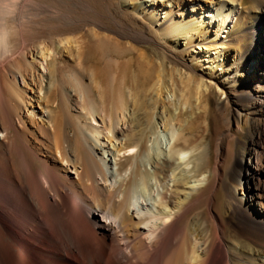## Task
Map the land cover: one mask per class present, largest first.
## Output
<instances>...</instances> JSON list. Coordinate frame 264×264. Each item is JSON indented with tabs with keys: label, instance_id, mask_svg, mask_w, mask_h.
<instances>
[{
	"label": "bare ground",
	"instance_id": "1",
	"mask_svg": "<svg viewBox=\"0 0 264 264\" xmlns=\"http://www.w3.org/2000/svg\"><path fill=\"white\" fill-rule=\"evenodd\" d=\"M139 3L149 13L146 20L156 32L176 40L179 47L197 38L210 39L211 33L218 37L230 22L232 34L248 31L254 43L221 70L222 76L202 74L197 89L188 87L184 93L166 80L158 87L152 85L154 91L161 92L159 107L154 104L155 112H146L154 121L137 130H119L120 121L110 118L105 133L92 124L100 114L94 97L88 96L85 104L81 95L80 105L70 93L67 97L81 115L87 110L93 118L88 122L94 129L90 132L82 125L84 116L77 118L79 126L75 128L71 116L58 119L47 110L52 81L43 97L42 85L35 90L27 88L31 93L28 102L17 82L19 74L26 83L20 66L14 82L9 81L3 67L4 56L10 51L3 16L8 10L0 0V264H264V0ZM197 48L209 53L206 46ZM78 50V44L69 38L58 42L54 51L36 48L31 61L25 56L24 61L31 67L38 63V70H45L50 59ZM206 69L218 70L209 64ZM151 78L147 75L144 85L150 84ZM82 86L85 94H91V88ZM213 87L212 112L221 119L223 129L204 146L208 137L198 135L202 123L195 124L193 119L209 114L211 104L205 98ZM7 90L12 104L25 109V116H36L34 103L47 112L37 120L41 133L36 147L22 120L7 109ZM169 97L191 109L188 119H182L186 111ZM161 125L163 134L158 131ZM149 131L151 136L140 156ZM19 132L26 136L25 147L18 144ZM105 137L115 148L112 158L110 148L104 147ZM117 139L135 145L125 151L134 158L128 176L117 168L123 154L116 147ZM233 143L240 147L235 153L230 151ZM31 147L47 158L41 160L42 167L26 152ZM64 164L77 171V180L67 177L69 167ZM132 177V186L123 190ZM138 187L144 192L148 189L149 194L139 195ZM204 189L209 193L203 208L186 218L196 202L203 200ZM219 193L223 197L218 209L215 197ZM93 211L110 224L93 220Z\"/></svg>",
	"mask_w": 264,
	"mask_h": 264
},
{
	"label": "rangeland",
	"instance_id": "2",
	"mask_svg": "<svg viewBox=\"0 0 264 264\" xmlns=\"http://www.w3.org/2000/svg\"><path fill=\"white\" fill-rule=\"evenodd\" d=\"M140 1L142 0H2L3 6L9 12L3 15L10 49L5 54L3 62L4 72L7 74V78H11L8 80L14 82L15 70L17 66H20L19 72L24 75L26 83L23 82L21 75L17 74L16 77L18 78L20 92L25 101L27 100L26 102L29 101L31 96L27 88L32 87L35 90L42 85L41 96L43 97L46 96V88L52 81L54 85L47 95L49 100L46 102L47 110L53 112L58 119L71 116L75 119V128L79 126L77 123L79 117L84 116L82 125L85 126L86 124L88 131H94L89 124V118H93L87 110L81 115L80 111L69 103L67 98L69 93L70 96L77 99V105L82 103L78 99L81 95L85 96V104L88 96L97 100L100 114L96 115V120H92V124L105 130V133L109 130L110 118H112V121H120L119 130L122 128L133 130L136 127L139 129V127L143 128L144 125H148L149 120L150 123L154 121L152 118L148 119L146 112L154 109V104L159 107L161 92L159 90L154 91L151 88L152 85L158 87L166 80L184 93L188 87L197 89L203 77L202 74L206 72L210 74L209 76H212L217 73L222 76L221 70L237 60L254 43L252 35L248 31L239 35L232 34L231 27L233 23L230 22L218 37L211 33L213 37L210 39L200 41L197 38L193 42H189L188 46L179 47L176 40L163 38L156 32V27L147 22L146 17L149 13L144 12L139 3ZM246 5L250 6L251 3ZM10 10L14 12L10 13ZM173 13L175 15L176 11ZM161 17H164V14H161ZM14 18L17 20H14ZM148 26L150 29H147ZM69 38L78 44V53H60L55 59L49 60L50 65L45 70L42 68L38 70V63L33 64V67L25 64L24 56L31 61V53L36 48L43 47L54 51L58 42L69 40ZM200 42L201 45L198 44ZM198 46L208 47L209 53L200 51L197 48ZM214 51L218 52L217 55L213 54ZM208 64L209 67L213 65L214 70L218 69L219 71L206 69ZM79 72L83 76L85 74V76L81 77ZM149 74L152 76L150 84L144 85L145 77ZM209 76L206 77L210 79ZM78 78L80 84H78ZM81 83L91 88V94L84 93ZM214 92H216V87H213L211 94L205 98L207 99L206 102L211 104L209 114L201 113L200 118L193 119L195 124L202 123L198 135L202 138L208 137L204 142V146L208 144L209 140L214 141L223 129L221 119L212 112ZM153 100L158 102L154 103ZM168 100L180 106L177 98L169 97ZM4 101L7 109L11 111L12 115H15L13 117L20 118L24 130L26 128L25 131L32 135L35 141H33L34 147L37 146L36 142L40 144L39 134L41 132L37 120L40 119V114L46 116L47 112L41 107H36V103H34L36 116H25V109L15 107L10 101L8 90ZM206 102L203 105H206ZM147 107H149L148 110ZM27 109L32 110L29 105H27ZM180 110L186 111V115L182 119H188L191 109L185 107L182 103ZM152 111L155 112V110ZM153 115L151 114V116ZM177 121H174V123ZM158 131L163 134L164 126H158ZM150 136L151 131L148 132L147 137L141 143L140 156L144 153ZM17 139L19 145L26 146L27 141L24 132H19ZM102 139L106 143L104 147L106 149L110 148L109 154L112 158L115 150L113 144L110 143L107 137ZM115 141L118 143L116 147L121 149V153H123L117 160V168L122 175L127 173L128 176L131 174L130 170L133 168L134 158L128 156L125 151L135 145L132 141L124 139ZM32 147L27 148L26 152L36 165L42 167V163L47 158ZM239 149L240 147H236V144H231V153H235ZM230 161L231 156H229L228 162ZM64 166L69 167L68 164H64ZM68 171V178L78 179L77 171L72 166L68 168ZM133 182L134 178L132 177L123 190L132 186ZM143 190L138 187L136 193L147 196L149 194L148 189H145L147 192ZM203 191V200L196 202L197 205L192 208L193 211L186 218L203 208L209 189ZM216 197L215 200H218L216 206L218 205L217 208L219 209L223 194L219 193ZM195 199L198 200L199 196H195ZM91 218L103 224H110L98 212L93 211ZM218 250L221 251L220 246ZM221 262L220 264H224V262Z\"/></svg>",
	"mask_w": 264,
	"mask_h": 264
}]
</instances>
